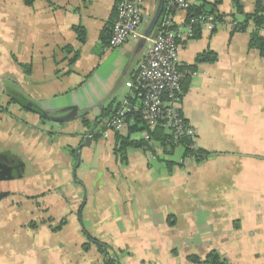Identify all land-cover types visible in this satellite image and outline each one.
Listing matches in <instances>:
<instances>
[{
	"label": "crops",
	"instance_id": "obj_1",
	"mask_svg": "<svg viewBox=\"0 0 264 264\" xmlns=\"http://www.w3.org/2000/svg\"><path fill=\"white\" fill-rule=\"evenodd\" d=\"M141 1L144 34L160 0ZM216 1L234 13L233 0L189 4ZM241 2L254 12L257 0ZM115 13L116 0H0V158L20 168L0 178V264H106L90 238L120 264H209L212 254L264 264V58L250 48L253 27L203 24L195 38L188 14L173 13L182 114L207 157L180 163L177 149L168 165L143 148L116 153L127 133L104 131L150 44L106 50Z\"/></svg>",
	"mask_w": 264,
	"mask_h": 264
},
{
	"label": "built area",
	"instance_id": "obj_2",
	"mask_svg": "<svg viewBox=\"0 0 264 264\" xmlns=\"http://www.w3.org/2000/svg\"><path fill=\"white\" fill-rule=\"evenodd\" d=\"M141 4V0H116V18L112 24L106 50L120 48L129 40L142 37ZM191 7L189 0H167V9L171 12L159 20L153 36L149 38L150 44L137 74L126 84L131 93L106 121L104 127L105 133H127L130 127L129 116L140 114L145 127L140 140L147 144L144 151L149 161H157L158 154L162 151L160 143L153 140L150 135L158 124L173 133L176 143L183 137L191 140L186 146L193 151L192 154L185 155L183 149L178 147L183 152L180 163L187 160L196 161L198 157L197 130L189 125L181 109L186 74L181 70L179 32L173 19L175 11L187 13ZM199 22L205 24L209 30L215 27L210 16L200 17ZM188 32L192 33L191 24L188 25Z\"/></svg>",
	"mask_w": 264,
	"mask_h": 264
},
{
	"label": "trees",
	"instance_id": "obj_3",
	"mask_svg": "<svg viewBox=\"0 0 264 264\" xmlns=\"http://www.w3.org/2000/svg\"><path fill=\"white\" fill-rule=\"evenodd\" d=\"M27 5H33L35 0H24ZM233 6H234V13L231 15H224L221 14L218 11V6L220 4V1H216L214 3L209 2H202L198 6H192L187 11V23L191 24L192 29L194 31V37L199 38L202 33L203 24H201L200 17L202 16H210L213 18V22L215 26L230 22V23H238L236 27V31H243L246 32L250 27H253V32L250 36V48L255 49L259 52V54L264 58V4L262 0H257L255 10L253 13L247 14L244 11V7L242 5L241 0H233ZM167 9V1L165 2V6L163 9L162 17L169 13ZM116 18V15L114 17V20ZM242 20V22H238L239 20ZM113 20V21H114ZM76 32L78 34V37L81 42L85 41L84 38V31L81 29H76ZM72 54V60L71 63H75L78 59V53L77 52H70ZM203 59L208 60V55H203ZM183 93H187V88L185 87L183 83ZM130 127L128 129V132L126 135H118V145L120 148L117 149L118 154L125 155V150L127 148H136V149H145L147 147L146 142L142 140H132L133 135L140 134L142 131H144L145 127L143 125L141 115L140 114H132L128 118ZM84 125L86 127L89 126L87 121H84ZM151 138L157 142L160 143L162 146V151L158 154V160L157 161H163L166 162L168 165L172 164L170 162V159L175 155L178 147H181L183 149V152L185 155L192 154V150L186 146L191 143V140L187 137H183L179 139L178 143L173 139V133L166 131L161 124H158V126L150 132ZM198 157L196 161H202L206 159L207 154L202 152L201 150L197 153ZM91 242L96 244L100 250V252L105 257V263L106 264H120L117 262L116 258L112 257L110 253L108 252V248L101 242L90 238ZM88 247L86 246V249ZM196 262H199L197 259H195ZM206 263L209 264H228L227 261L223 260L220 256H215L212 254L209 256L206 260Z\"/></svg>",
	"mask_w": 264,
	"mask_h": 264
},
{
	"label": "water",
	"instance_id": "obj_4",
	"mask_svg": "<svg viewBox=\"0 0 264 264\" xmlns=\"http://www.w3.org/2000/svg\"><path fill=\"white\" fill-rule=\"evenodd\" d=\"M164 4H165V0H160L159 8H158L153 20L150 22V24H149L148 28L146 29V31L144 32V34H142V37L139 38L142 45L146 44L148 39L154 33V31H155V29H156V27L158 25V22L161 19V16H162V13H163V9H164ZM22 105L24 106V108H26L30 112H33V113L41 116L44 119L59 121L58 119H54V118L50 117L40 106H38V105H36L34 103L23 101ZM91 140H92L91 135H88L85 138L84 145L85 146L90 145ZM79 151H80V149L77 150L78 153H79ZM9 179L10 178L5 179V180H9ZM5 195H7V194H5V193L0 194V198L1 197H5Z\"/></svg>",
	"mask_w": 264,
	"mask_h": 264
},
{
	"label": "flooded vegetation",
	"instance_id": "obj_5",
	"mask_svg": "<svg viewBox=\"0 0 264 264\" xmlns=\"http://www.w3.org/2000/svg\"><path fill=\"white\" fill-rule=\"evenodd\" d=\"M19 166L8 159L0 158V178L8 179L19 174Z\"/></svg>",
	"mask_w": 264,
	"mask_h": 264
}]
</instances>
